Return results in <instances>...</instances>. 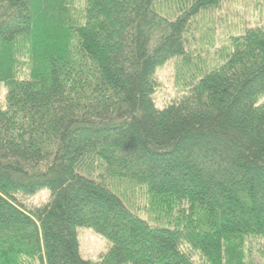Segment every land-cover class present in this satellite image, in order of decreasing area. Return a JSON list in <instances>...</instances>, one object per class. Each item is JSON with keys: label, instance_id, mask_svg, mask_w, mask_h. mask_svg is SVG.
Segmentation results:
<instances>
[{"label": "trees", "instance_id": "1", "mask_svg": "<svg viewBox=\"0 0 264 264\" xmlns=\"http://www.w3.org/2000/svg\"><path fill=\"white\" fill-rule=\"evenodd\" d=\"M223 1L0 0V264H264V22L202 50Z\"/></svg>", "mask_w": 264, "mask_h": 264}, {"label": "rangeland", "instance_id": "2", "mask_svg": "<svg viewBox=\"0 0 264 264\" xmlns=\"http://www.w3.org/2000/svg\"><path fill=\"white\" fill-rule=\"evenodd\" d=\"M200 21L202 31L196 34L200 47L202 50L208 47L218 50L226 45L227 38L231 35L240 34L243 29L264 22V0H224L214 13ZM182 72L186 75L185 69ZM155 81L153 99L158 108L178 97L173 61L167 62L156 71ZM5 91V87L0 85V106L3 105ZM45 197L46 194L42 193L30 199L29 203L37 204ZM77 241L80 256L89 260L97 259L110 246L105 238L89 228L77 229Z\"/></svg>", "mask_w": 264, "mask_h": 264}]
</instances>
